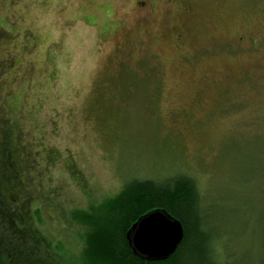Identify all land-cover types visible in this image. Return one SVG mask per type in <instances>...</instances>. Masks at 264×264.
<instances>
[{
	"label": "rangeland",
	"instance_id": "374dc122",
	"mask_svg": "<svg viewBox=\"0 0 264 264\" xmlns=\"http://www.w3.org/2000/svg\"><path fill=\"white\" fill-rule=\"evenodd\" d=\"M7 156L0 208L54 264L73 210L181 175L220 259L264 264V0H0Z\"/></svg>",
	"mask_w": 264,
	"mask_h": 264
},
{
	"label": "trees",
	"instance_id": "16d2710c",
	"mask_svg": "<svg viewBox=\"0 0 264 264\" xmlns=\"http://www.w3.org/2000/svg\"><path fill=\"white\" fill-rule=\"evenodd\" d=\"M7 165H12L10 156L0 168V182ZM5 198L0 183V206L5 204ZM200 202V189L190 176L127 181L117 195L91 205L88 210L71 212L73 222L83 230L80 264H227L203 230ZM2 211L0 208V264H54L53 243L35 241L37 232L26 231L15 224V214ZM154 211H164L183 224L182 242L166 257L149 258L138 252L131 241L134 224ZM43 245L46 249L38 256L34 250H41Z\"/></svg>",
	"mask_w": 264,
	"mask_h": 264
},
{
	"label": "water",
	"instance_id": "95a60500",
	"mask_svg": "<svg viewBox=\"0 0 264 264\" xmlns=\"http://www.w3.org/2000/svg\"><path fill=\"white\" fill-rule=\"evenodd\" d=\"M131 241L135 249L149 258L174 253L184 238L181 220L164 211H154L133 226Z\"/></svg>",
	"mask_w": 264,
	"mask_h": 264
}]
</instances>
